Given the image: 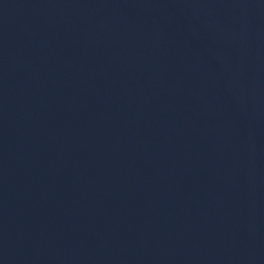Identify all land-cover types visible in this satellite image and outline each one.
Here are the masks:
<instances>
[{"label": "water", "instance_id": "1", "mask_svg": "<svg viewBox=\"0 0 264 264\" xmlns=\"http://www.w3.org/2000/svg\"><path fill=\"white\" fill-rule=\"evenodd\" d=\"M0 264H264V89L193 0H0Z\"/></svg>", "mask_w": 264, "mask_h": 264}]
</instances>
